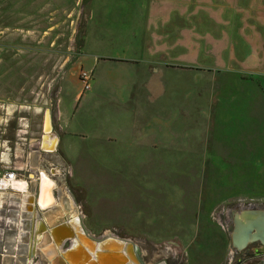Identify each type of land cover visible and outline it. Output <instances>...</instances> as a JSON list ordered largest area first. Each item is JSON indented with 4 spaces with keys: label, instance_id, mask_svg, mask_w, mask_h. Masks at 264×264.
Returning a JSON list of instances; mask_svg holds the SVG:
<instances>
[{
    "label": "rangeland",
    "instance_id": "1",
    "mask_svg": "<svg viewBox=\"0 0 264 264\" xmlns=\"http://www.w3.org/2000/svg\"><path fill=\"white\" fill-rule=\"evenodd\" d=\"M151 5L48 0L49 24L57 25L49 38L57 33L58 40L42 45L35 60L49 68L63 63L64 80L60 158L46 161L54 175L64 168L88 199L90 226L137 244L145 264H164L176 252L190 264H209L216 239L226 247L215 221L224 201L264 207V67L242 75L161 71L151 91L141 49L150 41ZM126 57L138 63L120 61ZM81 70L91 75L83 92ZM55 178L59 198L77 207L63 177Z\"/></svg>",
    "mask_w": 264,
    "mask_h": 264
},
{
    "label": "crops",
    "instance_id": "2",
    "mask_svg": "<svg viewBox=\"0 0 264 264\" xmlns=\"http://www.w3.org/2000/svg\"><path fill=\"white\" fill-rule=\"evenodd\" d=\"M151 3L152 32L141 48L149 66L146 74L153 77L151 91L161 71L242 75L264 67V0ZM88 4L90 18L94 7ZM53 30L57 25L49 24L48 0H0V264H145L143 250L130 240L81 229L83 216L66 212L64 205H70L63 195H56L49 212L41 206L42 175L56 172L46 157L60 158L57 151L63 136L58 112L63 63L49 68L35 60L42 45L48 49L58 40L57 33L49 38ZM133 59L120 61L137 64ZM47 110L57 136L53 151L42 143ZM8 172L15 173L13 179L5 177ZM55 189L60 190L57 184ZM58 217L71 227L59 224Z\"/></svg>",
    "mask_w": 264,
    "mask_h": 264
},
{
    "label": "flooded vegetation",
    "instance_id": "3",
    "mask_svg": "<svg viewBox=\"0 0 264 264\" xmlns=\"http://www.w3.org/2000/svg\"><path fill=\"white\" fill-rule=\"evenodd\" d=\"M63 177L64 182L66 183V187L68 189L69 195L72 197L74 201L78 204L77 207H67L64 205L66 212L73 213L77 211V215L83 216L80 220V226L83 229L87 230H96L95 227L90 226L89 224V209L85 205L88 199L81 195V192H77L78 186L70 185V179L68 172L62 168L61 173L57 174ZM54 175V177H57ZM53 177V178H54ZM55 183L59 186L60 181L55 178ZM79 190V189H78ZM62 193V190L55 189V195H59ZM63 198L68 201V197L64 194ZM224 201V206L215 214L216 225L219 228V231H222L226 236V247H223L224 242H220L216 239V248L215 254L212 252L210 257L209 264H264V245L260 242L255 241L248 243L243 249L238 250L232 247L230 242V232L227 231V228L230 225H233L234 220L237 216L241 214L243 211H249L251 209L255 210H264V207L259 206L258 204L247 202L240 203L238 201ZM234 202V203H233ZM88 204V203H87ZM89 205V204H88ZM61 217V216H60ZM58 217L59 224L63 226L71 227V223L66 222L65 219H61ZM113 233H115L113 231ZM147 255H145L146 257ZM214 259L217 262L214 263ZM164 264H190L187 259H185V254L181 252L171 253L169 256L164 257Z\"/></svg>",
    "mask_w": 264,
    "mask_h": 264
},
{
    "label": "water",
    "instance_id": "4",
    "mask_svg": "<svg viewBox=\"0 0 264 264\" xmlns=\"http://www.w3.org/2000/svg\"><path fill=\"white\" fill-rule=\"evenodd\" d=\"M42 143L46 144L48 151L55 150L57 146V136L52 131L50 124L49 110L44 114V126H43V138ZM42 186L39 190V199L41 206L44 208H52L56 202L55 195V180L47 174L42 175ZM48 202L49 205L45 206ZM257 216L260 222L249 223L248 220L251 217ZM230 232V242L232 247L241 250L248 243L258 241L264 245V210L251 209L249 211H243L234 220L233 225L227 228Z\"/></svg>",
    "mask_w": 264,
    "mask_h": 264
},
{
    "label": "built area",
    "instance_id": "5",
    "mask_svg": "<svg viewBox=\"0 0 264 264\" xmlns=\"http://www.w3.org/2000/svg\"><path fill=\"white\" fill-rule=\"evenodd\" d=\"M79 81L81 83V91H86L89 89L90 87V79H91V75L90 73H88L87 71H80L79 75H78ZM15 176V173L13 172H8L5 174V177L7 179H13Z\"/></svg>",
    "mask_w": 264,
    "mask_h": 264
},
{
    "label": "bare ground",
    "instance_id": "6",
    "mask_svg": "<svg viewBox=\"0 0 264 264\" xmlns=\"http://www.w3.org/2000/svg\"><path fill=\"white\" fill-rule=\"evenodd\" d=\"M50 122H51V121H50ZM7 181H8V180H7ZM17 182H18V181H17ZM17 182H16V183H17ZM16 183H15V184H16ZM21 184H22V183H21ZM25 184H26V183H25ZM13 185H14V183L12 184V186H13ZM23 185H24V183L22 184V186H23ZM16 186H17V185H16ZM16 186H15V187H16ZM22 186H21V187H22ZM24 186H25V185H24ZM17 187H18V186H17ZM16 189H17V188H16ZM19 189H21V188L19 187ZM22 190H23V189H22ZM24 190H25V189H24ZM19 192H20V191H19ZM11 193H12V192H11ZM37 194H38V193H37ZM36 200H37V199H36ZM38 200H39V199H38ZM32 202H33V201H32ZM48 205H49V203L46 202V203H45V206H48ZM55 205H56V204H55ZM41 208H42V207H41ZM39 209H40V208H39ZM48 209H49V208H48ZM32 210H33V209H32ZM44 211H45V210H44ZM49 211H50V209L48 210V212H49ZM42 212H43V211H42ZM44 213H45V212H44ZM46 213H47V211H46ZM46 213H45V214H46ZM41 214H42V213H41ZM42 215H43V214H42ZM44 217H45V216H44ZM76 220H77V219H76ZM77 221H78V220H77ZM48 227H49V226H48ZM81 229H82V228H81ZM47 230H48V229H47ZM50 234H51V233H50ZM47 235H48V234H47ZM44 237H45V236H44ZM48 237H50V235H49ZM45 239H46V238H45ZM29 240H30V239H29ZM42 241H43V238H42ZM44 242H45V241H44ZM38 244H39V243H38ZM43 245H44V244H43ZM37 246H38V245H37ZM41 246H42V245H41ZM38 248H39V247H38ZM47 253H48V252H47ZM52 253H53V252H52ZM48 254H50V253H48ZM54 254H55V253H54ZM37 257H38V255H37ZM45 258H46V257H45ZM51 260H52V258H51ZM45 261H46V260H45ZM56 261H57V260H56ZM43 262H44V260H43ZM46 263H47V262H46ZM55 263H56V262H55Z\"/></svg>",
    "mask_w": 264,
    "mask_h": 264
}]
</instances>
